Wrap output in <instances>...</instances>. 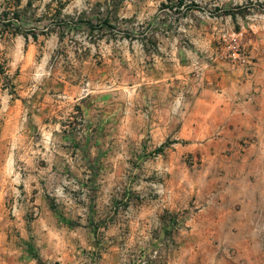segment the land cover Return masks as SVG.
Returning a JSON list of instances; mask_svg holds the SVG:
<instances>
[{"label": "rangeland", "instance_id": "rangeland-1", "mask_svg": "<svg viewBox=\"0 0 264 264\" xmlns=\"http://www.w3.org/2000/svg\"><path fill=\"white\" fill-rule=\"evenodd\" d=\"M0 264H264V0H0Z\"/></svg>", "mask_w": 264, "mask_h": 264}, {"label": "trees", "instance_id": "trees-1", "mask_svg": "<svg viewBox=\"0 0 264 264\" xmlns=\"http://www.w3.org/2000/svg\"><path fill=\"white\" fill-rule=\"evenodd\" d=\"M180 3H182V0H180Z\"/></svg>", "mask_w": 264, "mask_h": 264}, {"label": "crops", "instance_id": "crops-1", "mask_svg": "<svg viewBox=\"0 0 264 264\" xmlns=\"http://www.w3.org/2000/svg\"><path fill=\"white\" fill-rule=\"evenodd\" d=\"M263 93V91H261Z\"/></svg>", "mask_w": 264, "mask_h": 264}]
</instances>
